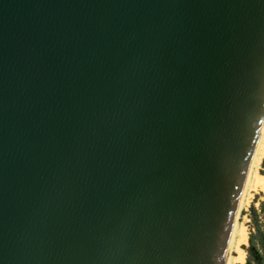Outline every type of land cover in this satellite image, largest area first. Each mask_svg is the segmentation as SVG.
Masks as SVG:
<instances>
[{"label": "water", "instance_id": "95a60500", "mask_svg": "<svg viewBox=\"0 0 264 264\" xmlns=\"http://www.w3.org/2000/svg\"><path fill=\"white\" fill-rule=\"evenodd\" d=\"M264 118V0H0V264H227Z\"/></svg>", "mask_w": 264, "mask_h": 264}, {"label": "rangeland", "instance_id": "374dc122", "mask_svg": "<svg viewBox=\"0 0 264 264\" xmlns=\"http://www.w3.org/2000/svg\"><path fill=\"white\" fill-rule=\"evenodd\" d=\"M261 145L264 146V137ZM259 171L264 175V155ZM246 192L245 202L237 218L238 227L236 233L238 239L241 228H244L247 232V241L242 245L245 251V262L237 263L232 260L231 264H248V260L251 264H264V213L262 211L264 190H255L250 184ZM251 238L252 246L250 243ZM232 255H237L235 249H233Z\"/></svg>", "mask_w": 264, "mask_h": 264}, {"label": "bare ground", "instance_id": "6f19581e", "mask_svg": "<svg viewBox=\"0 0 264 264\" xmlns=\"http://www.w3.org/2000/svg\"><path fill=\"white\" fill-rule=\"evenodd\" d=\"M263 137H264V118L261 122V126H260V130L258 133L256 145L254 148L252 160L250 163L248 175L246 178L245 186L243 189L241 201H240L238 212H237V216L235 219V223H234V227H233V231L231 235L227 264H231L232 260L237 263L245 262V251L242 248V245L245 244L247 241V232L244 228H241L239 231V238L237 239L236 237L237 227H238L237 218L240 213L241 207L243 203L245 202L247 187L251 184V187L255 190H259V189L264 190V175L259 171L260 164H261V161L264 155V150H262L264 149V146L261 145L263 141ZM233 249H235L236 251V254H237L236 256L232 255Z\"/></svg>", "mask_w": 264, "mask_h": 264}, {"label": "trees", "instance_id": "16d2710c", "mask_svg": "<svg viewBox=\"0 0 264 264\" xmlns=\"http://www.w3.org/2000/svg\"><path fill=\"white\" fill-rule=\"evenodd\" d=\"M262 211H263V213H264V203H263V205H262ZM250 243H251V246H252V238L250 239ZM248 264H251V262L248 260Z\"/></svg>", "mask_w": 264, "mask_h": 264}]
</instances>
